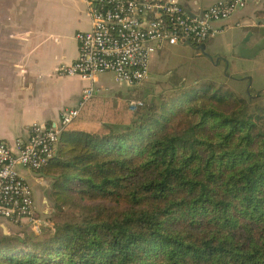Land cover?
<instances>
[{"label": "trees", "instance_id": "16d2710c", "mask_svg": "<svg viewBox=\"0 0 264 264\" xmlns=\"http://www.w3.org/2000/svg\"><path fill=\"white\" fill-rule=\"evenodd\" d=\"M252 91L193 80L111 113L94 94L38 170L60 219L0 229V264H264V89Z\"/></svg>", "mask_w": 264, "mask_h": 264}, {"label": "crops", "instance_id": "0c3cea01", "mask_svg": "<svg viewBox=\"0 0 264 264\" xmlns=\"http://www.w3.org/2000/svg\"><path fill=\"white\" fill-rule=\"evenodd\" d=\"M178 1L188 13L199 14L225 0ZM214 25L221 30L196 46L213 54L203 52L211 74L218 72L215 66L219 59L229 61L227 53L232 47L247 44L253 29H264V0H245L226 20ZM90 26L84 0H0V140L26 139L31 124L56 122L64 108L77 106L83 88L90 82L77 75L60 74L58 67L75 59V33ZM95 84L96 98H121L134 86L116 82L109 73L98 74ZM34 172L37 183H42L41 174ZM39 201L40 207L35 205L37 215L49 213L46 192ZM13 223L0 217L3 233L10 234Z\"/></svg>", "mask_w": 264, "mask_h": 264}, {"label": "built area", "instance_id": "2783aa9c", "mask_svg": "<svg viewBox=\"0 0 264 264\" xmlns=\"http://www.w3.org/2000/svg\"><path fill=\"white\" fill-rule=\"evenodd\" d=\"M84 2L91 26L75 33V59L58 67L60 74L90 82L77 106L64 108L56 122L31 124L26 139L0 140V217L14 223L36 227L40 222L30 184L20 170H39L54 156L59 133L95 94L98 74L109 73L127 85L141 83L156 50L179 42L202 44L221 30L214 23L226 20L245 0L218 1L199 14L188 13L178 0Z\"/></svg>", "mask_w": 264, "mask_h": 264}, {"label": "rangeland", "instance_id": "374dc122", "mask_svg": "<svg viewBox=\"0 0 264 264\" xmlns=\"http://www.w3.org/2000/svg\"><path fill=\"white\" fill-rule=\"evenodd\" d=\"M248 39L247 44H244L242 48L241 45L237 44L228 51L229 61L224 62L219 59V64L215 66L220 72H217L218 74L213 72L211 74L205 63L206 56L203 53L205 51L202 52L200 48L196 49L195 45L189 47L188 45L176 44L167 48L162 47L163 49L160 48L151 55L149 61L150 70L146 79L140 84L134 85L133 90L126 92L121 98L108 96L111 99L104 101L102 109H109V113H111L112 107L118 106L122 108L124 102L131 103L130 107L134 109L136 104L143 103L142 98H149L151 94L156 95L159 92H164L170 89L172 84L178 85L181 82L189 84L193 80L198 81L209 78L226 82L227 87L231 90H241L247 86H250V90H253L252 92L264 89V29H253V35L249 36ZM253 52L258 55L255 56ZM207 53V55H213L209 52ZM215 59L218 60V58ZM208 60L210 59L208 58ZM230 75L242 79L233 81L230 80ZM133 105L134 107H132ZM20 172L29 176L28 182L36 207H40L39 199L46 192L50 205L49 212H54L52 218L55 220L60 219L56 215L51 198L48 196L51 178L40 175L39 180L43 182L37 183V175L33 170H20ZM45 215L42 212L38 213V217L41 220L36 227H33L31 223H17L12 224L10 227L11 232H34L35 230L40 232L42 224L46 221Z\"/></svg>", "mask_w": 264, "mask_h": 264}]
</instances>
